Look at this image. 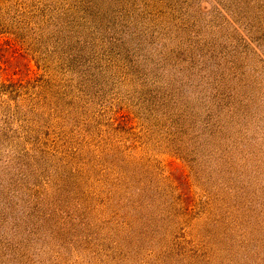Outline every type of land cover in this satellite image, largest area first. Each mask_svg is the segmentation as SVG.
<instances>
[{
  "label": "rangeland",
  "instance_id": "1",
  "mask_svg": "<svg viewBox=\"0 0 264 264\" xmlns=\"http://www.w3.org/2000/svg\"><path fill=\"white\" fill-rule=\"evenodd\" d=\"M0 7V264H264V0Z\"/></svg>",
  "mask_w": 264,
  "mask_h": 264
},
{
  "label": "trees",
  "instance_id": "2",
  "mask_svg": "<svg viewBox=\"0 0 264 264\" xmlns=\"http://www.w3.org/2000/svg\"><path fill=\"white\" fill-rule=\"evenodd\" d=\"M6 17L9 18L10 16L5 13ZM16 19L15 16H11L9 19H7V25L6 27ZM4 33V10L0 7V34Z\"/></svg>",
  "mask_w": 264,
  "mask_h": 264
}]
</instances>
